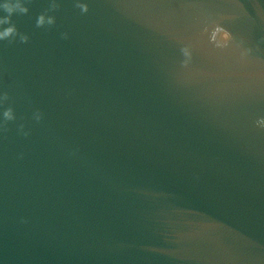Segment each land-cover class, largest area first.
Here are the masks:
<instances>
[{"label": "water", "instance_id": "95a60500", "mask_svg": "<svg viewBox=\"0 0 264 264\" xmlns=\"http://www.w3.org/2000/svg\"><path fill=\"white\" fill-rule=\"evenodd\" d=\"M76 2L0 40V264H264V0Z\"/></svg>", "mask_w": 264, "mask_h": 264}, {"label": "clouds", "instance_id": "9594fccd", "mask_svg": "<svg viewBox=\"0 0 264 264\" xmlns=\"http://www.w3.org/2000/svg\"><path fill=\"white\" fill-rule=\"evenodd\" d=\"M26 2H30V0H4L3 3H0V11H3L6 13L4 16H0V40H8L9 43H12L16 40L17 37H19V41L21 43H27L29 41V36L20 32L16 24L12 21L13 14H20V15H26L29 12V8L26 6ZM75 7L79 8L82 13H87L89 11V6L87 3L80 2V0H77ZM59 8V4L56 3V0H52V3L50 5V8L47 9L45 12L41 13L37 20H36V27H44L45 25L52 26L55 24V17L47 15L48 11H55ZM4 25H8L7 27H3ZM219 36V39L223 42H227L231 39V35L228 31L217 25L212 32V39L214 41L217 40V37ZM61 38L64 40H67L69 38L68 33H62ZM182 52L184 56L190 57L191 52L188 47H184L182 49ZM187 61H185V64ZM9 99V95L7 92L3 94L2 97H0V102L7 101ZM4 117V123L0 125V127L3 128L4 131H7V122L15 120V114L12 107H8L3 112ZM34 118L37 122L41 121L43 116L42 113L37 111L34 114ZM258 124L261 126H264V119L258 120ZM24 125H20V131L23 133L25 137L29 135L28 132L23 131ZM74 154V153H73ZM22 156V154H21ZM21 223H27L26 219H22Z\"/></svg>", "mask_w": 264, "mask_h": 264}]
</instances>
